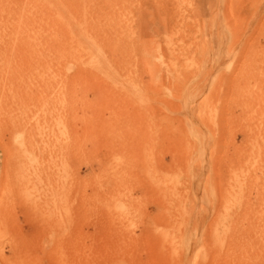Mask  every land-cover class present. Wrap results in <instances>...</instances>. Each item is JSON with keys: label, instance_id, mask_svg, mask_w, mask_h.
Returning <instances> with one entry per match:
<instances>
[{"label": "rangeland", "instance_id": "374dc122", "mask_svg": "<svg viewBox=\"0 0 264 264\" xmlns=\"http://www.w3.org/2000/svg\"><path fill=\"white\" fill-rule=\"evenodd\" d=\"M263 227L264 0H0V264H264Z\"/></svg>", "mask_w": 264, "mask_h": 264}, {"label": "bare ground", "instance_id": "6f19581e", "mask_svg": "<svg viewBox=\"0 0 264 264\" xmlns=\"http://www.w3.org/2000/svg\"><path fill=\"white\" fill-rule=\"evenodd\" d=\"M227 203H228V201H227ZM236 209H234V212L236 213V216H235V219L236 220L233 221V223H231L230 226L225 225L224 228H223V231L226 232L227 231V228L229 229V227L231 228V226H232V229L240 230L242 233L252 232L254 234V228H253V226H250L249 225L246 229H242L241 226H239V223L240 222H239V220L237 218ZM238 216H239V214H238ZM242 216H245V214H242ZM226 220H229V219L227 218ZM219 233H220V229L218 230V233H217L218 239L220 238V234ZM59 246L61 247V245H59ZM242 246H243V244L240 243L239 246H238V249H237L238 252L237 253H234V255H233V260H228V262L224 263L225 257L223 255H220V257H218L217 261L219 263H222V264H231L233 262H234L233 264H259L258 262H252V263H250V262H245V260H244V257L246 256L247 253L252 254L251 252H253L256 256H258V252H259V249H258L259 245H258V243H256V242H254V243L248 242L246 246H243V247ZM263 253H264V251L262 252V254Z\"/></svg>", "mask_w": 264, "mask_h": 264}]
</instances>
